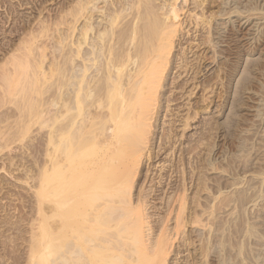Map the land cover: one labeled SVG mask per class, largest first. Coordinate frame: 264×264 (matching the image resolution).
<instances>
[{
    "label": "rangeland",
    "instance_id": "obj_1",
    "mask_svg": "<svg viewBox=\"0 0 264 264\" xmlns=\"http://www.w3.org/2000/svg\"><path fill=\"white\" fill-rule=\"evenodd\" d=\"M76 1L0 0V75L2 67L12 69L10 58L23 56L19 47L28 40L48 47L49 52L44 51L46 68L60 62L62 51L58 49L68 42V29L73 28L69 32L72 39L77 34L74 30L77 32L79 23L72 25ZM178 3L182 17L173 39L169 56L173 60L161 91L164 103L153 136L158 155L142 167L141 184L131 191L135 196L145 194L146 221L150 220L145 232L152 231L147 232L150 239L161 236L169 241L166 264H264V0ZM34 50L35 54L39 49ZM50 78V86H55L58 77ZM46 84L44 88L50 87ZM50 90H46L48 96L45 93L39 98H51L55 87L52 93ZM4 96L0 87V130L11 133L12 129L13 136L0 151V264H27L33 236L42 224L40 211L44 214L48 209L44 196L37 194L42 163L46 164L43 137L47 128L44 130L38 120L30 122L27 133L19 134L18 108ZM167 137L168 143L164 141ZM183 202L186 209L179 215Z\"/></svg>",
    "mask_w": 264,
    "mask_h": 264
},
{
    "label": "bare ground",
    "instance_id": "obj_2",
    "mask_svg": "<svg viewBox=\"0 0 264 264\" xmlns=\"http://www.w3.org/2000/svg\"><path fill=\"white\" fill-rule=\"evenodd\" d=\"M77 1L75 13L71 11L75 18L72 25L79 23L75 28L77 32L74 30L77 34L72 39L69 32L73 28L68 29L69 40L65 38L68 42L57 45L62 51L60 62L52 59L58 63H52L51 69L48 65L50 70L46 68L44 51L49 52L48 47L37 46L29 37L31 41L22 42L23 48L19 47L24 51L23 56L10 58L13 70L2 67L4 73L0 75V87L8 97V104H15L20 114L17 115L19 134L27 133L30 122L38 120L44 130L47 128L43 137L46 164L42 163L44 167L41 174L38 173L37 194L44 196L48 209L44 214L40 211L43 219L37 227L36 234L39 233L31 235L36 238L29 249L32 255L29 263L166 264L169 241L162 240L161 236L154 241L150 239L149 231L145 232L150 221H146L145 194L138 192L135 196L131 190L139 184L142 167L150 165L158 155L154 151L156 145L153 146L155 121L164 101L160 95L173 60L169 56L182 10L178 2L185 4L187 0ZM34 49L41 52L37 50L34 54ZM12 52L11 55L15 54ZM6 64L8 62L3 65ZM48 75L49 79L58 77L55 86L54 83L50 86ZM44 84L50 87L45 86V89ZM53 86L55 94H51V98H39L47 95ZM22 108L25 110L21 111ZM5 130H0L3 133L0 134L3 142L0 151L7 148L13 136L12 129L11 133ZM169 137L164 139L166 143L172 139ZM184 205V202L180 204L179 215L186 209ZM33 255L38 256H35L37 259Z\"/></svg>",
    "mask_w": 264,
    "mask_h": 264
}]
</instances>
